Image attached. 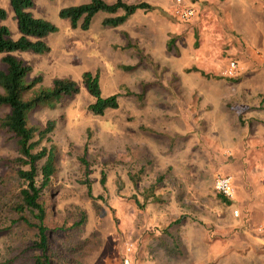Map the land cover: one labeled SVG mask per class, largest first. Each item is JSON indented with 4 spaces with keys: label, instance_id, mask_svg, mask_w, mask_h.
Masks as SVG:
<instances>
[{
    "label": "rangeland",
    "instance_id": "obj_1",
    "mask_svg": "<svg viewBox=\"0 0 264 264\" xmlns=\"http://www.w3.org/2000/svg\"><path fill=\"white\" fill-rule=\"evenodd\" d=\"M90 1L34 0L32 14L51 21L58 31L43 39L50 51L15 53L32 67L28 81L41 76L36 91L51 87L55 78H70L81 86L79 94L53 107L38 106L28 115V122L38 127L49 119L56 121L52 133L57 146L56 172L46 198V223L53 231V245L66 255L69 264L72 260V264H126V260L129 264H177L169 257L172 255L181 257L179 264L207 255L208 264H264V223L262 228L257 225L256 233L247 234L253 242L244 241L237 233L240 227L226 217L215 188L217 178L223 175L219 167L233 160L229 151L221 148L235 143L234 137H222L220 130L224 125L233 133L253 129L250 120L240 116L236 120L240 106L234 92L242 66L264 65V52L260 51L264 39L258 37L250 45L259 50L253 55L241 53L239 36L225 27L220 11L212 9L207 0H189L199 10L198 19L191 22L173 16L175 0H123L131 4L147 1L154 8L137 10L119 26L103 21L122 15V11L98 12L88 30L72 28L70 20L59 15L62 8ZM250 1L246 0L245 8L252 11L256 2ZM0 7L7 12L3 23L12 37L18 38L10 0H0ZM242 13L247 12L244 9ZM255 22L253 32L257 34L264 17ZM3 56L0 53V69L5 68ZM203 57L206 74L196 67ZM231 61L237 64L234 75L227 73ZM86 71L99 73L104 95L118 94L117 109L103 116L87 109L93 98L82 84ZM190 77H194L189 82L195 87L192 97L187 93L189 85L182 83ZM171 95L180 99L181 105L172 102ZM8 110L0 107V119ZM224 112L229 117L225 123L220 119ZM183 113L188 114V120L168 118ZM186 121L193 125V137L176 143L167 132H172L173 124L186 125ZM145 124L153 126L151 132L145 130ZM192 141V151L185 150ZM176 144L181 146L177 156ZM224 154L229 156L224 159ZM18 156L16 139L0 129L1 264L15 257L17 260L6 264H25V258L27 264H33L34 252L28 261L23 249L34 238V230H25L20 223L5 230L9 225L5 219L14 216L11 208L26 186L18 176ZM102 171L107 173L104 185ZM132 175L136 183L130 180ZM186 176L191 180L188 185ZM85 178L92 181V194L80 183ZM151 185H155L153 194L159 195L160 201L143 198L152 194ZM171 194L182 201L172 200ZM235 211H231L232 217L247 223L248 212ZM188 220L209 235V251L174 240L177 225Z\"/></svg>",
    "mask_w": 264,
    "mask_h": 264
},
{
    "label": "trees",
    "instance_id": "obj_2",
    "mask_svg": "<svg viewBox=\"0 0 264 264\" xmlns=\"http://www.w3.org/2000/svg\"><path fill=\"white\" fill-rule=\"evenodd\" d=\"M10 3L18 22L20 36L12 37L10 29L3 23L7 12L0 7V53L4 54L2 62L5 65V68L0 69V107L9 109L0 119V129L16 139L19 153L17 161L21 165L18 176L26 183V186L20 190L19 199L11 208L14 216L5 219H9V225L5 230L11 229L12 225L16 223L22 224L25 230H34V238L29 240L23 249L26 257L28 254V261L30 252H34L33 264H69L70 261L67 260L66 255L59 252L58 248L56 249L53 245L51 239L53 231L46 223L48 216L46 198L51 190L52 178L56 172L57 146L52 139L56 121L49 119L43 127H38L28 122V115L38 106L53 107L66 97L79 94L81 86L70 78H55L51 87L39 91L34 89L42 81L41 76L28 81L27 76L31 73L32 67L15 53L32 51L43 54L50 51V46L43 39L57 32L58 27L51 21L35 17L32 14L30 9L34 6V0H10ZM153 8L145 1L131 4L123 0H117L115 3L91 0L87 3L62 8L59 15L63 19H69L72 28L80 27L83 30H88L94 16L100 11L110 14L120 10L124 11L122 15L109 16L103 21L105 25L119 26L137 10L149 11ZM82 84L93 98L87 107L93 114L103 116L109 110L117 109L120 106L118 94L104 96L99 73L84 72ZM85 153H87V147H85ZM82 162L86 167L89 165L85 158L82 159ZM24 166L28 167L23 168ZM106 175L107 173L102 171V185L106 183ZM129 178L133 183L137 182L134 175ZM80 183L87 187L89 194H92V181L89 178H85ZM154 186L149 187L152 194L143 196L146 201L161 200L159 195L153 194ZM217 192L221 201L229 202L225 199L227 196ZM134 200L137 202L139 199L135 197ZM1 232L2 229H0V236ZM13 260H17V257L10 258L3 264L11 263ZM25 264H27L26 258Z\"/></svg>",
    "mask_w": 264,
    "mask_h": 264
},
{
    "label": "crops",
    "instance_id": "obj_3",
    "mask_svg": "<svg viewBox=\"0 0 264 264\" xmlns=\"http://www.w3.org/2000/svg\"><path fill=\"white\" fill-rule=\"evenodd\" d=\"M207 1L211 4L210 7L212 9H216L217 13L220 11L222 19L225 20V27L229 29L232 34L239 36L241 44L238 46V50L241 53H249L253 55L256 51H259L253 50L250 45L255 43V41L258 40V37H260V39H264V24L261 28L259 27V33L255 34L253 32V29L256 25L255 21L257 19L260 20V17H264V0H251L250 3L252 1L256 2H253V4L256 6L252 11L245 8L246 0ZM244 9L247 13L242 15V10ZM140 10L143 11L142 9ZM122 12L124 13V11ZM260 51L264 52V49H261ZM198 60L200 64L197 63L196 67L198 66L201 68L200 73L206 74V71L202 66L205 64L206 59L203 57V59ZM188 71L192 72L190 71V68ZM237 73L238 75L236 80L238 82L236 83L234 98L238 103L237 105L240 106V110L236 111V120H238V116H240L242 118H246L248 121L250 120L249 123H253L254 125L253 129L251 130L241 129L234 133L231 131L230 127L225 128V125L224 128L220 130L222 131V137L235 138V143L225 144L221 148V150L224 152L229 151V153L233 156V160L224 162V164L218 169L223 173V175H229L232 177L235 187V195L233 198L225 197V199L229 202H223L221 200L219 201L222 203V207H224L223 210L226 217L228 218L229 216V218H232V221L235 223L234 225H238L240 227L241 231L237 233L245 237L244 241L246 240L247 242L248 239H250L249 241L253 242V238H250V235L247 234L251 233L252 235L253 233H256L255 231L257 229V225H263L264 223V65H244ZM193 78L190 77L189 81H186V83L182 81L184 85H189L190 92L187 90V93L190 94V97L195 96V87L189 83L194 80ZM108 95L110 94H105L104 96ZM170 98L172 99V102H176L177 104L181 105L179 102L180 99L176 98L174 95H171ZM191 100L192 99L190 98L189 101ZM187 107H189V105H187ZM168 118L170 120L175 118L176 120H179L180 118H186L188 120L189 117L187 113H183L181 115L179 114V116ZM220 119L223 123L227 122L229 119V117H227V112L222 113V117H220ZM145 126V130L151 132L153 126L151 124H145ZM172 127L174 128L172 129V132H167V134L171 139L175 138L176 143H178V141L180 142L184 138L188 139L189 137H193V132H191L193 125L192 123L189 124L188 121H186V125H181L179 122H177L176 124H173ZM192 143L193 141L190 142V144L187 143L188 147L185 150L190 148L192 151ZM175 147L176 150L181 148V146L178 147L177 144ZM177 155L178 150L176 152V156ZM228 156L229 155L224 154L223 158L226 159ZM166 157L169 158L168 153ZM187 162L188 160L186 163ZM186 175L188 176V172H186ZM188 177L186 178L187 185L189 181H191ZM171 198L174 201H182V197L179 198V195L171 194ZM232 210H238L246 213L248 212L249 220L247 223L243 222V219L241 218L238 219V217H232ZM262 225H260V228L263 227ZM177 227L178 228L175 229V232L172 233V235H174V240L177 243H188L193 249L198 248L200 251H205V249L209 251L210 237H208L209 235L204 229L194 226L191 220H188L186 224L181 225V227L178 225ZM157 232L160 233V231ZM169 257L175 261V263L179 264L177 262L181 258L179 255H172ZM181 260L184 259L182 258ZM208 263L209 256L207 255L206 257L201 256L196 258L194 261L187 264Z\"/></svg>",
    "mask_w": 264,
    "mask_h": 264
},
{
    "label": "built area",
    "instance_id": "obj_4",
    "mask_svg": "<svg viewBox=\"0 0 264 264\" xmlns=\"http://www.w3.org/2000/svg\"><path fill=\"white\" fill-rule=\"evenodd\" d=\"M172 14L178 21L191 22L194 19H198L199 10L195 3L189 0H175L172 6ZM236 71L237 64L235 61H231L227 73L234 75ZM215 188L229 198H233L235 195V187L232 177L229 175L219 176ZM235 214H238V211H235ZM126 264H129L128 260H126Z\"/></svg>",
    "mask_w": 264,
    "mask_h": 264
}]
</instances>
